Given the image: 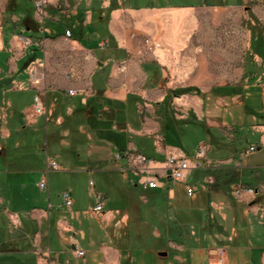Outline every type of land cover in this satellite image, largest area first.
Instances as JSON below:
<instances>
[{
    "label": "crops",
    "instance_id": "0c3cea01",
    "mask_svg": "<svg viewBox=\"0 0 264 264\" xmlns=\"http://www.w3.org/2000/svg\"><path fill=\"white\" fill-rule=\"evenodd\" d=\"M263 9L264 0H0V257L15 264H218L210 256L214 248L195 259L184 242L144 256L122 234L126 223H111L139 204L123 184L116 187V176L128 181L130 172L115 153L138 149L164 161L172 146L162 126L170 119L179 131L182 119L192 117L209 127L211 149L200 170L216 181L240 173L233 192L248 186L255 193H234L239 204L225 207L237 213L248 236H264V166L245 162L237 149L247 124L264 148V95L251 93L248 81L241 88L229 80L230 73L250 72V60L254 66L250 48ZM21 37L32 43L25 47ZM33 61H43L47 72V109L37 116L31 115ZM183 96L188 100L179 112ZM226 126L234 131L225 133ZM49 157L62 161L60 170L65 163L72 173L101 172L123 193L95 189L87 200L71 189L74 204L67 207L65 190L60 199L50 197V172L43 199L38 183ZM249 172L253 182L244 180ZM141 187L153 207L158 190L176 196L175 189ZM97 193L107 197L101 212L93 210ZM76 244L85 256L76 254ZM225 250L223 264H234L230 250L264 264V243Z\"/></svg>",
    "mask_w": 264,
    "mask_h": 264
},
{
    "label": "rangeland",
    "instance_id": "374dc122",
    "mask_svg": "<svg viewBox=\"0 0 264 264\" xmlns=\"http://www.w3.org/2000/svg\"><path fill=\"white\" fill-rule=\"evenodd\" d=\"M254 29L255 39L250 48V51H256L251 56L254 66H251L250 60V72H245L243 75H241L242 73H230L229 80H238L241 88H245V82H250L254 88L250 92L262 98L264 95V23L258 16L255 18ZM261 36L263 37L260 38ZM187 100L188 96L180 97L175 105L176 110L180 112L178 108H183ZM186 120L188 121L182 119V122L179 123L181 126L179 131L173 129L174 125L171 124L170 119L162 126V130H166L163 133L167 136V142L172 146V149L191 155L203 142L209 146L210 138L205 127V121L193 117L191 122L189 119ZM253 129L254 127L248 124L242 127L241 133L244 136L238 141L237 149L242 150L244 155L246 154L245 162L251 165L260 164L264 166V148L246 153L250 145H259V134ZM223 130L225 133H230L234 131V128L226 126L223 127ZM215 140V144H219L218 140ZM218 147L216 149H223ZM58 161L62 162L59 159ZM63 166L62 170L52 171L49 175L52 201L56 197L59 198L62 191L71 189H74L75 194L79 193L82 199L87 200H89L90 193L94 195L92 192H95V189L107 193H110V189L118 191L117 193H123L122 188L121 190L112 189L113 184L101 172L97 171L90 175L85 172L72 173L67 169L65 163ZM201 170H194L188 180L191 184H199L198 190L193 196L188 195L184 183L178 182L173 185V189L176 191L175 198H169L166 189L157 191L156 207H153V201L150 200L147 193H144L141 185L135 187V184L139 183V175L130 172L128 181L117 175L116 187L123 184L126 190L133 192V197L139 202V207L136 205L132 209L128 208L125 213H116V216L111 219L112 225H124L126 223V230L123 228L122 234H126L128 243L134 249L135 247H142L145 250L144 256H147L146 252H150L151 249L153 253L157 252L158 248L165 247L170 241L186 243L189 247L188 257L194 256L195 259L201 258V252L206 253L209 248L231 249L232 245L246 244L248 241L264 243V236H260V238H256L253 234L248 236V228L239 227L241 224L237 213L229 212L225 207L227 203L239 204L238 198L233 192V184L237 180L240 181V173H226L224 180L216 181L213 178L208 180L205 170ZM262 171L264 175V167H262ZM249 175L251 176L250 172L244 180L253 182L254 180ZM91 180L93 184H91ZM227 181L228 183H226ZM25 183L27 184V177ZM38 188L39 192L42 191L43 199L48 198L47 191H43L39 186ZM123 217L125 220H122ZM85 221H88L87 217H85ZM173 252L171 256L174 255ZM229 254L230 262L233 259L234 264H258L260 262L252 256L249 259L240 255L231 256V250ZM210 256L217 263V257L214 254H210ZM0 264H15V261L12 258L0 257Z\"/></svg>",
    "mask_w": 264,
    "mask_h": 264
},
{
    "label": "built area",
    "instance_id": "2783aa9c",
    "mask_svg": "<svg viewBox=\"0 0 264 264\" xmlns=\"http://www.w3.org/2000/svg\"><path fill=\"white\" fill-rule=\"evenodd\" d=\"M37 8L42 11L43 1H39L37 3ZM66 35L68 38H71L72 31L68 29ZM21 39L24 42L25 47L32 43V40L27 37H21ZM28 69L30 83L32 87L36 89L31 115L37 116L44 114L47 109L45 99V82L47 80V72L43 61L31 62ZM76 93V89L70 90L71 95H75ZM258 148V145H250L246 150V153L254 152ZM208 152V144L202 143L191 155H187L177 149H170L167 152V156L164 161L154 159L147 155L144 151L138 149L118 151L115 153V159L122 165V170L124 172L129 171L139 175V183L144 188L156 189L167 187L172 190L173 185L179 182L184 183L186 185L188 195L193 196L198 190V185L188 183V177L194 170L202 169L205 166L208 158ZM60 169L61 164L59 161L49 157L45 174L38 183L39 187L43 191L49 190L48 174L52 171ZM91 184H93V181H91ZM234 193L237 197H241L244 194H254L255 189L253 187L240 186L235 189ZM62 195L65 205L67 207H72L74 204L72 191L65 190ZM106 200L107 197L105 194L97 193L96 203L93 206V210L97 212L103 211ZM75 252L80 257H83L86 254L85 250L81 249L78 244L75 245ZM225 253V248H214L210 250V254H214L217 257L218 264L224 263Z\"/></svg>",
    "mask_w": 264,
    "mask_h": 264
},
{
    "label": "trees",
    "instance_id": "16d2710c",
    "mask_svg": "<svg viewBox=\"0 0 264 264\" xmlns=\"http://www.w3.org/2000/svg\"><path fill=\"white\" fill-rule=\"evenodd\" d=\"M261 40H263V39H261ZM205 127L207 128L206 130H208V132H209V127L205 124Z\"/></svg>",
    "mask_w": 264,
    "mask_h": 264
},
{
    "label": "water",
    "instance_id": "95a60500",
    "mask_svg": "<svg viewBox=\"0 0 264 264\" xmlns=\"http://www.w3.org/2000/svg\"><path fill=\"white\" fill-rule=\"evenodd\" d=\"M160 254H161V255H165L166 253H165V252H161Z\"/></svg>",
    "mask_w": 264,
    "mask_h": 264
}]
</instances>
